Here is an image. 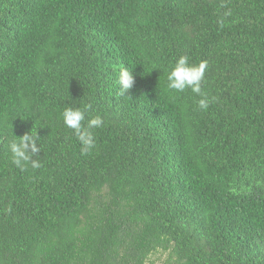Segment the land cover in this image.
I'll list each match as a JSON object with an SVG mask.
<instances>
[{"label":"trees","instance_id":"1","mask_svg":"<svg viewBox=\"0 0 264 264\" xmlns=\"http://www.w3.org/2000/svg\"><path fill=\"white\" fill-rule=\"evenodd\" d=\"M68 106L104 120L88 155ZM0 264H264V0H0Z\"/></svg>","mask_w":264,"mask_h":264},{"label":"clouds","instance_id":"2","mask_svg":"<svg viewBox=\"0 0 264 264\" xmlns=\"http://www.w3.org/2000/svg\"><path fill=\"white\" fill-rule=\"evenodd\" d=\"M207 61H200L198 64L190 63L187 55H181L175 60L174 65L170 66L167 72V87L176 92H184L190 89L192 93L200 96L198 107L200 110H207L209 104L215 98L202 91V84L205 80V71ZM133 70L121 68L119 70L120 94L124 95L134 85ZM87 107L78 108L68 106L62 111L64 125L71 129L80 142L81 154L88 155L96 147V140L89 129H99L103 126L104 120L100 115L87 120L85 127ZM39 135L37 131H30L18 137L14 135L9 143L11 160L18 168L24 169L26 165H31L33 169H39L42 165L39 160L33 159V156L40 152L38 147ZM7 211H11L9 208Z\"/></svg>","mask_w":264,"mask_h":264}]
</instances>
